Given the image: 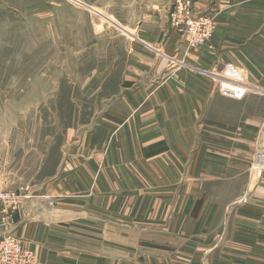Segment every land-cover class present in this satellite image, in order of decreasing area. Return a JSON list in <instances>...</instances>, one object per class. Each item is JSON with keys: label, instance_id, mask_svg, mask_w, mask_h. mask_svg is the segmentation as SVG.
Instances as JSON below:
<instances>
[{"label": "crops", "instance_id": "0c3cea01", "mask_svg": "<svg viewBox=\"0 0 264 264\" xmlns=\"http://www.w3.org/2000/svg\"><path fill=\"white\" fill-rule=\"evenodd\" d=\"M70 1L87 47L117 48L85 79L105 110L0 206V234L35 264H264V0H215L198 48L172 0Z\"/></svg>", "mask_w": 264, "mask_h": 264}, {"label": "rangeland", "instance_id": "374dc122", "mask_svg": "<svg viewBox=\"0 0 264 264\" xmlns=\"http://www.w3.org/2000/svg\"><path fill=\"white\" fill-rule=\"evenodd\" d=\"M214 2L207 0L200 14L213 18ZM37 3L0 1V188L18 197L26 186L44 183L73 129L84 136L104 112L101 93L85 79L97 61L117 52L87 47L85 11H74L73 1H46L42 11Z\"/></svg>", "mask_w": 264, "mask_h": 264}, {"label": "built area", "instance_id": "2783aa9c", "mask_svg": "<svg viewBox=\"0 0 264 264\" xmlns=\"http://www.w3.org/2000/svg\"><path fill=\"white\" fill-rule=\"evenodd\" d=\"M193 3L194 0H173L169 11L171 24L181 34L188 48L203 45L215 27L213 18L201 14L192 15ZM261 168H264V164ZM17 198L13 190L0 188V206L3 211L17 204ZM4 220L5 218L0 219L1 222ZM0 264H35V262L32 254L21 241L8 234H0Z\"/></svg>", "mask_w": 264, "mask_h": 264}, {"label": "bare ground", "instance_id": "6f19581e", "mask_svg": "<svg viewBox=\"0 0 264 264\" xmlns=\"http://www.w3.org/2000/svg\"><path fill=\"white\" fill-rule=\"evenodd\" d=\"M198 48V47H197ZM259 157H261V156H259ZM260 166H257V164H254V167H252V169L254 168V170L256 169H261V167L263 166V163L261 162V160H260Z\"/></svg>", "mask_w": 264, "mask_h": 264}]
</instances>
